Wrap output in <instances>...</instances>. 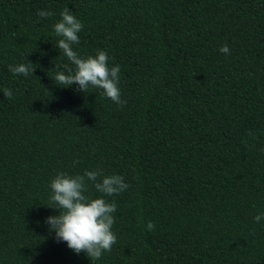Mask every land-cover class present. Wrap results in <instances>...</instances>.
<instances>
[{"label":"trees","instance_id":"obj_1","mask_svg":"<svg viewBox=\"0 0 264 264\" xmlns=\"http://www.w3.org/2000/svg\"><path fill=\"white\" fill-rule=\"evenodd\" d=\"M65 8L74 51L121 66L123 107L53 80L75 69ZM99 169L130 187L93 264H264V0H0V264H92L45 221L58 172Z\"/></svg>","mask_w":264,"mask_h":264},{"label":"clouds","instance_id":"obj_2","mask_svg":"<svg viewBox=\"0 0 264 264\" xmlns=\"http://www.w3.org/2000/svg\"><path fill=\"white\" fill-rule=\"evenodd\" d=\"M41 18L53 15L51 11L41 10L37 13ZM83 24L69 8L61 13V19L54 25L56 36L60 37L56 47L75 66L65 65L67 74L57 71L54 81L64 88L78 85L79 91L86 92L89 87L100 89L113 103L123 107L127 102L122 100L119 88L121 66L109 67V55L104 50H97L95 56L81 57L73 46L80 43L79 33ZM220 52L230 54L225 44ZM32 63L9 66V71L15 75H33L35 69ZM56 71V70H55ZM6 98L12 97L11 89L3 92ZM79 163V161H75ZM89 183L101 196L92 198L89 192ZM130 187L119 174L104 175L103 170H86L82 175H70L67 172H58L51 180L52 195L48 208L59 211V215L49 216L45 223L49 232L55 233L57 242H66L70 250L79 255L85 253L92 261L99 260L105 252H111L117 242L116 234L112 231L115 218L113 213L117 204L109 202L105 197H114ZM256 223L264 220V214L254 217ZM154 225L149 222L147 228Z\"/></svg>","mask_w":264,"mask_h":264}]
</instances>
